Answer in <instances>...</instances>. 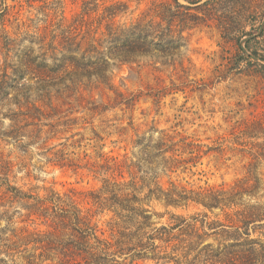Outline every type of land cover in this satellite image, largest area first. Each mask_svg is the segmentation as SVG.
Returning <instances> with one entry per match:
<instances>
[{
  "label": "trees",
  "instance_id": "16d2710c",
  "mask_svg": "<svg viewBox=\"0 0 264 264\" xmlns=\"http://www.w3.org/2000/svg\"><path fill=\"white\" fill-rule=\"evenodd\" d=\"M213 1L219 0L203 4ZM19 2L30 7L41 3L42 17L38 21L15 17L10 30L6 21L13 6L0 0V221L28 225L9 228L0 222V264L16 256L22 264H134L137 260L264 264V186L258 180L206 186L171 178L167 186L162 182L159 166L169 177L186 173L211 150L205 151L197 139L181 132L156 128L149 135L138 132L132 157L102 151L99 161H87L85 167L95 178L102 177V185L88 191L85 205L78 202L75 189L64 193L50 189L42 195L12 184L10 162L2 155L7 147L25 153L36 147L43 154L52 153L62 166L79 165L61 149L51 152L56 145L50 141L72 128L79 120L77 113L100 114L138 102L140 94L115 89L114 66L146 57L156 66L179 68L186 81L189 67L181 49L189 45L188 31L203 19L200 6L193 12L178 0H152L142 16L121 22L118 17L125 12L121 2L106 5L95 15L97 0H84L83 10L70 15L63 0ZM187 61L192 65L191 58ZM101 86L115 93L113 104H96L86 97V92ZM93 131L101 140L94 127ZM246 196L255 201L246 202ZM154 199L168 208L220 209L228 222L209 221L207 213H173L170 224L158 225L154 217L159 214L151 205ZM16 216L20 220H14ZM211 235L217 244L206 242Z\"/></svg>",
  "mask_w": 264,
  "mask_h": 264
},
{
  "label": "rangeland",
  "instance_id": "374dc122",
  "mask_svg": "<svg viewBox=\"0 0 264 264\" xmlns=\"http://www.w3.org/2000/svg\"><path fill=\"white\" fill-rule=\"evenodd\" d=\"M19 1L7 0L13 6L6 21L10 30L14 28L15 17L23 21L29 17L38 21L42 17L41 3L30 7ZM97 1L99 6L92 15L102 12L106 5L121 2L125 4V12L118 20L129 22L142 16L152 0ZM178 1L193 8V12L200 6L198 14L203 17L188 31L189 45L181 49L189 67L186 81L179 68L170 64L156 66L146 57L114 66L115 89L125 94H140L138 102L131 108L123 105L100 114L85 111L74 115L79 120L72 128L59 132L50 142L56 145L51 152L61 149L79 165L62 166L52 159V153L43 154V150L36 147L27 153L13 147L3 148L2 155L11 165L12 184L42 195L50 189L62 193L75 189L79 192L78 202L85 205L88 191L102 185V177L95 178L85 167L87 161H99L102 151L110 155L128 153L132 157L137 151L133 148L137 133L149 135L156 128L181 132L197 139L205 151L211 149L186 173L177 172L169 177L162 174L159 166L158 172L166 186L170 178L194 186L233 185L246 179L249 184L258 180L264 186V0H219L206 5L203 3L209 0H200L197 4L190 0ZM83 3L84 0H63L68 15L81 12ZM187 58L192 59V65ZM174 87L182 90H174ZM114 95L106 86L86 92L88 99L101 105L113 104ZM160 95L163 96L159 99ZM93 127L101 140L97 139ZM244 200L253 203L255 198L246 196ZM151 205L159 214L154 217L158 225L170 224L173 213L184 216L207 213L209 221L228 222L220 209L168 208L164 201L155 199ZM106 218L100 223L104 224ZM14 220L20 219L16 216ZM0 222L2 226L8 225L6 218ZM23 225L28 223L8 227ZM215 238L211 235L206 242L217 244ZM6 259L8 264L23 263L18 256ZM134 264L166 263L164 260H137Z\"/></svg>",
  "mask_w": 264,
  "mask_h": 264
},
{
  "label": "water",
  "instance_id": "95a60500",
  "mask_svg": "<svg viewBox=\"0 0 264 264\" xmlns=\"http://www.w3.org/2000/svg\"><path fill=\"white\" fill-rule=\"evenodd\" d=\"M249 38H250V37L246 38V40L249 39Z\"/></svg>",
  "mask_w": 264,
  "mask_h": 264
}]
</instances>
